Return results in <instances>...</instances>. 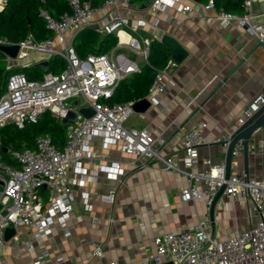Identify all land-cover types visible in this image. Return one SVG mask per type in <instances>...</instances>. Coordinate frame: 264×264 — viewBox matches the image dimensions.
Here are the masks:
<instances>
[{
    "label": "built area",
    "instance_id": "1",
    "mask_svg": "<svg viewBox=\"0 0 264 264\" xmlns=\"http://www.w3.org/2000/svg\"><path fill=\"white\" fill-rule=\"evenodd\" d=\"M7 1L0 0V11ZM65 1L69 12L58 18L45 10L40 11L45 27L51 32L49 38L36 42L27 37L14 43L0 37V47L18 48L14 58L0 51L6 57L8 70L31 67L53 57L65 62L62 70L45 73L38 80H28L23 73L9 76L0 97V129L8 123L22 129L46 111L65 124V142L61 148L54 146L49 137L39 136L33 149L11 152L15 165L0 162V246L3 230L9 226L34 228L33 242H41L57 230L68 234L65 231L74 203L69 172L78 176L79 186L95 181L99 174L108 180L122 182L123 169L118 162L98 165L92 170L83 167L82 161L91 156L90 140L98 136L103 149L117 145L121 153L135 156L140 162L156 161L163 170L182 174L186 184L179 193L181 202L202 201L210 208L222 190L229 198L241 196L253 205L257 223L247 230L235 231L230 238H212L206 220L154 237L155 253L146 258L147 264H163L164 261L171 264H264V176L250 177L243 169L238 170L241 144L237 143L232 149L230 169L236 171L228 177H225V165L210 160L203 162L206 168L197 169L199 148L206 144L205 123L199 122L184 133L182 156L177 164L163 154L166 142L161 136L125 126L133 102H110L118 83L139 72L135 60L115 51L125 49L146 61L151 41L159 40L158 19L149 21L140 16L130 0H103L96 7L82 0ZM256 3L260 4L259 12L254 10ZM176 4L179 12L185 15L212 13L222 26L234 22L264 45V20L258 21L264 16V0H243L241 14L217 11L212 0L205 4L192 0H152L146 10L162 11ZM85 29L101 36L114 35L115 48L104 54L80 58L72 42ZM169 65L168 62L156 71L148 90L146 98L154 106L160 105V94L169 85ZM70 99L73 103L67 105ZM263 106L264 90L253 97L229 129H222L215 143L227 148L240 128ZM81 109H90L92 115L85 117L79 112ZM87 196V192L81 193L85 203ZM115 196V190H108L100 194L99 199L112 205ZM12 238L16 239L15 235ZM26 249L34 251L32 242L26 244ZM94 254L99 255L100 251L96 249ZM47 255L46 250H41L38 262L43 264ZM0 264H8L1 255Z\"/></svg>",
    "mask_w": 264,
    "mask_h": 264
},
{
    "label": "crops",
    "instance_id": "2",
    "mask_svg": "<svg viewBox=\"0 0 264 264\" xmlns=\"http://www.w3.org/2000/svg\"><path fill=\"white\" fill-rule=\"evenodd\" d=\"M259 9L260 4H254V10L259 12ZM139 13L149 21L157 18V41L170 38L178 44L182 56L176 62L172 52L166 49L169 85L160 94V105L150 104L147 92L133 104L146 100L148 107L132 110L125 126L161 136L166 142L163 154L180 164L184 133L203 122L206 144L199 148L197 169L206 168L205 160L225 165L226 148L215 140L222 129H229L235 123L253 97L264 90V45L234 22L222 26L212 13L185 15L179 12L178 4L162 11L144 9ZM263 20L264 16L258 18ZM115 52L135 60L139 69L146 63L128 50ZM3 59L6 63L4 55ZM89 144L91 156L82 161L83 167L92 170L98 165L118 162L123 169L122 182L99 174L95 181L79 186L78 176L69 172L74 203L65 231L68 234L57 230L41 242H33L34 228H14L16 239L3 240L0 246V255L8 264H40L41 250L48 253L43 264H147L146 258L155 253L153 238L158 235L206 220L210 231L213 226L214 238L223 240L257 223L253 205L241 196L229 198L221 194L211 213L202 201H180V190L186 184L182 174L167 172L156 161L140 162L135 156L121 153L117 145L103 149L98 136ZM238 163V170H244L242 152ZM247 170L250 177L264 176V126L248 141ZM235 171L230 169V173ZM108 190L116 191L112 205L99 199ZM84 191L88 194L86 203L81 197ZM29 242L34 246L32 252L26 249ZM96 249L99 255L94 254ZM58 258L62 261L57 262Z\"/></svg>",
    "mask_w": 264,
    "mask_h": 264
},
{
    "label": "trees",
    "instance_id": "3",
    "mask_svg": "<svg viewBox=\"0 0 264 264\" xmlns=\"http://www.w3.org/2000/svg\"><path fill=\"white\" fill-rule=\"evenodd\" d=\"M92 7L98 6L103 0H82ZM152 0H130L134 5ZM205 4L208 0H192ZM217 11L241 14L243 0H212ZM47 11L52 17L58 18L69 12L65 0H8L0 11V37H6L17 43L31 37L34 41H43L51 36L40 16V11ZM114 35L101 36L97 32L85 29L73 39L72 45L80 58L88 55L104 54L116 45ZM169 60L166 48L157 40L150 43L146 63L139 72L124 77L114 90L110 102H134L146 96L154 75L163 68ZM65 63L58 57L48 60L46 65H36L27 68L6 69L3 54L0 52V97L6 88L9 76L23 73L28 80L41 79L45 73H55L63 69ZM39 136L49 137L51 143L61 148L65 142V124L50 112H43L35 122H28L22 129L8 123L0 129V162L15 165L12 151L33 149L35 139Z\"/></svg>",
    "mask_w": 264,
    "mask_h": 264
},
{
    "label": "water",
    "instance_id": "4",
    "mask_svg": "<svg viewBox=\"0 0 264 264\" xmlns=\"http://www.w3.org/2000/svg\"><path fill=\"white\" fill-rule=\"evenodd\" d=\"M150 1L143 2L136 5L137 10L147 9L150 5ZM167 50L172 52V59L176 62L180 61L182 53L180 52V47L176 42L171 40L168 37H163L160 42ZM0 51L12 58H14L17 54L18 48L17 46H9V47H0ZM44 65V63H43ZM149 103L146 100L139 101L132 106L133 111H139V107H148ZM79 112L85 117H90L92 115V111L90 109H81ZM264 126V106L261 107L254 115V117L247 121L246 125L241 127L239 132L232 138L228 147L226 148L225 154V177H228L230 174V161H231V152L234 146L237 143H240L242 146V154L244 158V172L248 174L247 170V157H248V141L251 135L257 131L260 127ZM44 189V187H42ZM222 194V190H220L212 205L210 206V212L212 213L216 198ZM210 219L211 216H210ZM211 237L214 238L213 226L211 225ZM15 229L11 226L6 227L3 230V240L9 241L15 235ZM171 264V263H169Z\"/></svg>",
    "mask_w": 264,
    "mask_h": 264
},
{
    "label": "rangeland",
    "instance_id": "5",
    "mask_svg": "<svg viewBox=\"0 0 264 264\" xmlns=\"http://www.w3.org/2000/svg\"><path fill=\"white\" fill-rule=\"evenodd\" d=\"M73 103V99H70L66 102L67 105H71Z\"/></svg>",
    "mask_w": 264,
    "mask_h": 264
}]
</instances>
